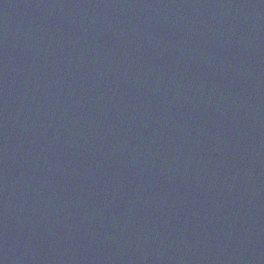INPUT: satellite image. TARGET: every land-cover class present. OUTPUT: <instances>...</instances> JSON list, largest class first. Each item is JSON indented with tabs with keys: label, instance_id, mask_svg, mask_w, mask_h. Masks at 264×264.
<instances>
[{
	"label": "water",
	"instance_id": "water-1",
	"mask_svg": "<svg viewBox=\"0 0 264 264\" xmlns=\"http://www.w3.org/2000/svg\"><path fill=\"white\" fill-rule=\"evenodd\" d=\"M0 264H264V0H0Z\"/></svg>",
	"mask_w": 264,
	"mask_h": 264
}]
</instances>
